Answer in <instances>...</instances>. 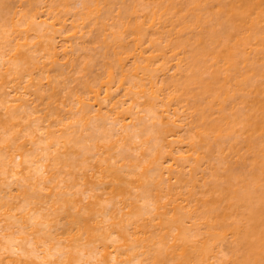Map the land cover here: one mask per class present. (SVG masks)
Instances as JSON below:
<instances>
[{
	"label": "bare ground",
	"instance_id": "bare-ground-1",
	"mask_svg": "<svg viewBox=\"0 0 264 264\" xmlns=\"http://www.w3.org/2000/svg\"><path fill=\"white\" fill-rule=\"evenodd\" d=\"M262 67L264 0H0V264H264Z\"/></svg>",
	"mask_w": 264,
	"mask_h": 264
},
{
	"label": "rangeland",
	"instance_id": "rangeland-1",
	"mask_svg": "<svg viewBox=\"0 0 264 264\" xmlns=\"http://www.w3.org/2000/svg\"><path fill=\"white\" fill-rule=\"evenodd\" d=\"M253 53L254 49H250L249 47L246 48V52ZM253 55V54H252ZM256 78L258 79V82H261L260 88H264V67H262V70L256 75ZM91 173V171H90ZM166 200H163V202Z\"/></svg>",
	"mask_w": 264,
	"mask_h": 264
}]
</instances>
